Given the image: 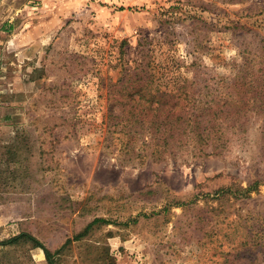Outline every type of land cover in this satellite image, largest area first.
I'll return each instance as SVG.
<instances>
[{
	"label": "rangeland",
	"instance_id": "rangeland-1",
	"mask_svg": "<svg viewBox=\"0 0 264 264\" xmlns=\"http://www.w3.org/2000/svg\"><path fill=\"white\" fill-rule=\"evenodd\" d=\"M151 74L232 111L218 155L124 150ZM20 234L52 264H264V0H0V264H49Z\"/></svg>",
	"mask_w": 264,
	"mask_h": 264
},
{
	"label": "trees",
	"instance_id": "trees-1",
	"mask_svg": "<svg viewBox=\"0 0 264 264\" xmlns=\"http://www.w3.org/2000/svg\"><path fill=\"white\" fill-rule=\"evenodd\" d=\"M148 76L139 78L132 84L145 81L140 87L141 90L150 87L153 91L131 93L123 103L126 108L120 112L118 117L114 118L119 121L112 124L113 127H118V139L124 150L134 154L135 158H141L144 154L152 160H160L166 156L174 157L178 152L191 156L192 159L208 157L213 154L218 155L220 152L217 150L225 147L222 137L225 136L227 130L225 127H228L232 121L228 119L234 117L232 111L219 110V122L214 120L213 117H216V113L212 111L210 105L180 112L176 110L179 109V99L183 98L189 101L187 93L183 91L185 85L180 87L181 90L178 89L180 94H162L159 93L156 85L157 77L153 74ZM219 82L223 83V81ZM169 103L171 106H168ZM144 135L147 136V140L141 142L140 150L135 152L137 139ZM209 146L211 147L210 152H207ZM258 184L257 181L251 183L247 188L240 189L238 193H233L231 190L219 191L215 196L223 192L245 196L254 191ZM98 221L94 220L85 230ZM19 242L27 243L31 248L42 249L49 264H52L47 249L43 248L30 235L20 234L8 239L4 245L15 246Z\"/></svg>",
	"mask_w": 264,
	"mask_h": 264
}]
</instances>
